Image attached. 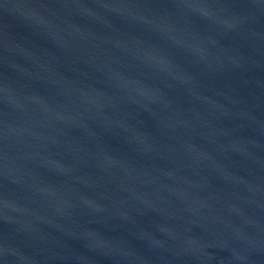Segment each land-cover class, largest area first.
<instances>
[{
	"label": "water",
	"instance_id": "water-1",
	"mask_svg": "<svg viewBox=\"0 0 264 264\" xmlns=\"http://www.w3.org/2000/svg\"><path fill=\"white\" fill-rule=\"evenodd\" d=\"M0 264H264V0H0Z\"/></svg>",
	"mask_w": 264,
	"mask_h": 264
}]
</instances>
